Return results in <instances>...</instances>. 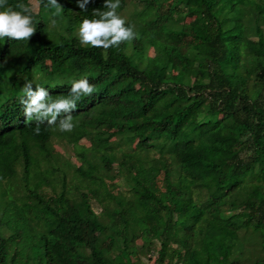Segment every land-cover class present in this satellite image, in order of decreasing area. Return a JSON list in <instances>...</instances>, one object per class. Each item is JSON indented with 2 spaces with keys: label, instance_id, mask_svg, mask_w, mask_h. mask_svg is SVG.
Here are the masks:
<instances>
[{
  "label": "trees",
  "instance_id": "16d2710c",
  "mask_svg": "<svg viewBox=\"0 0 264 264\" xmlns=\"http://www.w3.org/2000/svg\"><path fill=\"white\" fill-rule=\"evenodd\" d=\"M35 1L28 43L5 37L0 44V264H136L146 252L150 264H220L221 252L232 263L264 264V0H135L127 20L138 35L108 49L82 46L76 36L85 15L103 10L102 0L87 12L58 0L59 17ZM126 5L121 0V14ZM146 11L153 16L142 23ZM181 16L193 23H172ZM48 62L60 69L47 72ZM191 63L199 71L193 79ZM82 75L95 88L73 110L78 126L61 132L41 124L37 134L21 104L25 79L56 99ZM169 84L175 87L163 89ZM115 136L129 149L138 142L140 154L115 153ZM54 139L67 140L81 165L63 163ZM156 148L159 157L144 160ZM70 167L78 185H67ZM19 168L25 192L14 196ZM106 177H123L127 194H115L120 185ZM217 182L232 185L214 197ZM41 187H53V195ZM203 191L205 200L194 198Z\"/></svg>",
  "mask_w": 264,
  "mask_h": 264
},
{
  "label": "clouds",
  "instance_id": "9594fccd",
  "mask_svg": "<svg viewBox=\"0 0 264 264\" xmlns=\"http://www.w3.org/2000/svg\"><path fill=\"white\" fill-rule=\"evenodd\" d=\"M91 3H94V0H75L80 12H87V6ZM120 4L121 0H102L103 10L93 8L91 16L85 15L79 21L76 36L82 46L108 49L118 47L122 41H130L138 35L135 25L118 11ZM44 6L54 9L53 17H59L63 8L58 0H44ZM57 23L56 18L50 20L52 26H57ZM36 29L35 16L28 4L19 3L13 7L8 0H0V44L4 42L5 37L28 43ZM94 88L95 85L89 78L82 75L70 81L66 94L52 99L48 87L34 82L33 79H25L21 87L23 113L26 119L35 121L34 131L37 134L41 130V124L57 125L59 131L71 132L79 124V121L73 118L77 102L81 97L93 94Z\"/></svg>",
  "mask_w": 264,
  "mask_h": 264
},
{
  "label": "rangeland",
  "instance_id": "374dc122",
  "mask_svg": "<svg viewBox=\"0 0 264 264\" xmlns=\"http://www.w3.org/2000/svg\"><path fill=\"white\" fill-rule=\"evenodd\" d=\"M126 1V8L125 10L122 12V15H124L126 18H130L131 14H132V11H133V6L135 5V0H125ZM29 4H30V7L32 8V10L34 12H38V3L35 1V0H30L29 1ZM152 13L150 11H146L140 18L139 20L142 22V23H146L147 21H149L151 18H152ZM184 22H187V23H193V19L192 18H187V17H179L175 20H172V23H175V24H181V23H184ZM52 27V25H51ZM253 38H256L254 32H253ZM148 58H147V63L145 64V71L150 73L151 70H152V66H153V61H154V58H155V53H154V50L153 49H150L149 52H148ZM60 68H59V65L58 64H55L53 62H48L47 63V67H46V70L47 72H55V71H58ZM189 75L190 77L193 79L197 76L198 74V66L195 64V63H191V67L189 68ZM172 75L174 77L177 76V72L173 71ZM34 81L35 79L32 78ZM31 80V79H30ZM135 87L139 88V84L136 83L134 84ZM175 87V84H169V85H164L163 86V89L164 88H173ZM19 92V89H17L15 91L14 94H18ZM209 94V93H208ZM207 107L209 105H206ZM206 107V108H207ZM221 118V115L217 114L216 116H214L212 118V122L213 123H216L217 121H219ZM67 141V140H66ZM62 139H54L53 141V144H52V147H54V150L56 152H59L60 154H62V158H63V163L65 161H67L66 159H68L72 164L74 165H81L82 161L78 160L77 157L75 156L74 154V151L72 150L71 147H69L68 143ZM112 141H113V144H114V151L115 153L119 154L120 156H123V152L124 151H132L134 152V155L135 156H138L140 153H139V143L137 142L134 146L131 147V149H129V146L121 139L120 136H115L112 138ZM82 144L86 145V147L90 148L91 146V143L90 141L88 140H83L81 141ZM155 143H160V141H156ZM136 151V152H135ZM143 155H145L143 158L144 160H147V161H150V158H157L159 157V149L156 148V149H153V150H150L149 152H143ZM165 155L166 156H170L171 154L169 152H165ZM96 162H100L101 159L98 158V159H95ZM45 166H47V163L46 162H42V169L46 168ZM113 171H112V174H117V169H118V166H117V163L114 162L113 165ZM19 179L17 180V183H18V186H14L12 191H11V194L14 195V196H21L25 191L23 189V181L21 180V177H22V169L19 168ZM61 174V173H59ZM66 175H67V185L69 184H76L78 185L79 184V180L77 178H75V172L70 168H67L66 170ZM106 175V174H105ZM177 173H174L173 174V180H176L177 179ZM106 182L111 185V184H118L120 185L119 187H116V189L114 190L115 194L117 193H124V194H127V188L126 186H124V179L123 177H116L115 179L111 180L109 177H106ZM160 179H161V188L163 190H165V184L166 182L163 181L164 180V174L162 173L160 175ZM163 179V180H162ZM16 183V184H17ZM232 183L229 182V183H226V184H221L219 182H217L212 188H210V191H209V194H211L212 196L214 197H220V196H223L225 194V192L231 187ZM4 188H7V183H4ZM57 187V186H56ZM57 192H60V187H57ZM10 191V190H9ZM40 191H42V193H46L47 195H53V187H41L40 188ZM128 197L133 200L134 202H137L138 200V197L137 196H134V195H130L128 193ZM207 197V192L206 191H203V192H199V193H195L194 194V198H200L202 200H205ZM251 197L252 198H255V199H261V195L256 192V191H253L251 193ZM8 201V198H5L4 202L6 203ZM32 204H35V201L32 200L31 201ZM16 205V204H15ZM94 209L97 213H99L101 211V206L99 205V207L97 206L96 203H94ZM0 215H1V211H0ZM55 224V223H54ZM258 239L260 242H263L264 241V231L260 232L258 234ZM137 245L139 246V248H141V246L143 245V242L142 241H138L137 242ZM159 244L158 242H156L155 244V248H159ZM149 254L150 253H144L140 259V262L136 263V264H150V261H149ZM220 257H221V262L220 264H240L239 262H236V263H232L230 262L227 258H226V253L225 252H221L220 253ZM115 262L116 263H123L124 261L120 258V256L118 254L115 255Z\"/></svg>",
  "mask_w": 264,
  "mask_h": 264
}]
</instances>
